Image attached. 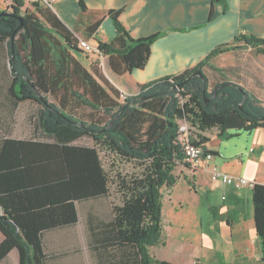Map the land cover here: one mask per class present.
Masks as SVG:
<instances>
[{"label":"trees","instance_id":"obj_1","mask_svg":"<svg viewBox=\"0 0 264 264\" xmlns=\"http://www.w3.org/2000/svg\"><path fill=\"white\" fill-rule=\"evenodd\" d=\"M214 2L227 9L226 0H212L209 17ZM79 7L81 13L87 10L83 0ZM120 11L108 10L106 16L125 41H98L96 47L119 76L143 69L150 46L170 31L196 28L136 39L120 24ZM3 12L9 13L0 16V59L10 78L7 99L13 109L28 103L35 112L28 118V138L0 137V261L16 250L18 264H45L46 231L82 226L89 264H172L149 249L164 245L161 189L175 185L178 165L189 166L179 123L196 130L191 143L205 153L208 138L200 133L264 128L260 100L229 79L232 68L211 64L226 52L264 54V39L237 35L194 68L148 82L126 97L97 64L88 69L78 60L86 54L79 38L54 14L21 15L17 7ZM100 24L86 31L91 35ZM116 163H131L135 172L122 173ZM251 197L264 264V185L256 183ZM232 199L226 198L236 204ZM86 207L89 213L83 212ZM218 264L227 263L219 257Z\"/></svg>","mask_w":264,"mask_h":264},{"label":"crops","instance_id":"obj_2","mask_svg":"<svg viewBox=\"0 0 264 264\" xmlns=\"http://www.w3.org/2000/svg\"><path fill=\"white\" fill-rule=\"evenodd\" d=\"M79 1L55 0L48 4L42 0H0V13L17 7L21 15L25 12L40 17L54 14L79 39L83 38L88 44L92 40L111 43L99 37V32L103 22L113 25L106 16V12L112 9H121L118 20L128 34L136 39L165 29L196 27L187 32L170 31L158 39L150 46V58L141 70L134 69L119 76L109 69L108 57H104L109 75H103L118 91L130 95H136L140 86L148 82L183 74L194 68L213 49L231 42L237 35L245 34L264 39V0H226V10L222 4L214 2V14L211 17L209 14L212 0H83L87 6L83 13L80 11ZM97 21H101V24L96 32L88 34L87 28ZM115 39L125 41L117 32ZM245 50L226 52L211 61V64L217 60H228L229 57L239 55ZM246 52L255 54L249 49ZM80 56L83 54L78 55V60L85 65ZM217 68L233 69L225 61ZM27 132L30 134L32 130L29 128ZM200 134L208 138L204 147L212 155L210 154L209 158L202 157L195 167L180 166L182 180L179 177L177 180L189 182L190 190L204 199V205L210 213L205 222V229L199 220L200 233L191 240L176 239L182 243L168 259L169 254H162V251L167 249L168 240L163 234L165 228L168 230L170 223L162 220L164 245L155 246L154 251H161L157 254L151 253L153 247L149 252L155 258L172 264H218L219 257L227 264H260V251L253 221L252 189H229L228 196L232 195V200L236 202L229 204L227 200H222L221 185L210 181L209 172L212 167H216L230 176L242 177L264 185V128L258 127L251 131L226 130L222 134L211 129ZM171 188L167 189L169 202ZM83 212L89 213L90 210L86 207ZM214 217L217 219L214 220ZM82 231V226L46 231L45 264H89ZM2 238L0 234V241ZM18 260L17 251L12 250L0 264H18Z\"/></svg>","mask_w":264,"mask_h":264},{"label":"rangeland","instance_id":"obj_3","mask_svg":"<svg viewBox=\"0 0 264 264\" xmlns=\"http://www.w3.org/2000/svg\"><path fill=\"white\" fill-rule=\"evenodd\" d=\"M110 24L109 22H105V24L103 22V26H101V31L99 32V37L104 39L107 43H112L116 37V32L112 27L113 25L110 26ZM96 42V40H92L91 42L89 41V44L96 48ZM80 60L89 69L91 64H97L103 74L109 75L103 54L99 52L91 54L90 56L83 54V56H80ZM223 61L229 63L230 66L233 67V70H231L230 73L228 72L229 79L241 83V85L245 86V88L264 105V55L253 54L245 50L241 51L239 55L231 58L229 57L228 60H217L214 61L213 64L218 67L222 65ZM9 84L8 66L4 65L0 59V137L11 135L13 137L28 138L29 132L27 131L30 128L29 125H31L28 118L32 112H35L34 105L31 106V104L22 103L19 107L13 109L6 95L7 86H9ZM125 93H123L124 96H130L129 93ZM49 100L51 101L52 99L49 98ZM185 127L189 128V125L185 124L183 121L179 123L180 132L184 131ZM190 129L192 135L197 133L195 129ZM80 141L85 144L88 143V140H85V138ZM101 158L108 168L109 162L107 158L104 155H101ZM178 166L179 167L174 171V175L182 180V175L180 174V171H182L180 166L182 165ZM116 169L126 174L135 172L131 163H116ZM178 180L170 191L171 202L168 200L169 196L167 189H161L163 197L161 202L162 220H167L170 223L168 230L165 228L163 234L168 240L167 249L162 251V254H169V256H167L168 259H170V254L182 243L177 240H191V238L196 237V235L200 233V228L198 226L199 220L202 223L201 226L205 229V222L210 214L200 194H195L194 191L190 190L188 185L189 182ZM112 199L115 203H118L120 200L119 197L115 195ZM173 234H175V236H172ZM152 249L151 253L153 254L161 252L160 249L154 251L155 247Z\"/></svg>","mask_w":264,"mask_h":264},{"label":"built area","instance_id":"obj_4","mask_svg":"<svg viewBox=\"0 0 264 264\" xmlns=\"http://www.w3.org/2000/svg\"><path fill=\"white\" fill-rule=\"evenodd\" d=\"M45 3L52 4L55 0H42ZM78 47L83 50L86 54L91 55L98 53L97 48L92 47L86 40L79 39ZM188 127H185L184 131H181V140L184 143V149L187 153L185 163L190 167H195L197 162L202 158H209L212 154L210 152L205 153L202 146H197L191 143V134L189 133ZM211 154V155H210ZM210 181L212 183H218L221 185L220 193L222 200H226L229 189H253L255 182L247 180L242 177H234L218 170L216 167H212L209 172Z\"/></svg>","mask_w":264,"mask_h":264},{"label":"water","instance_id":"obj_5","mask_svg":"<svg viewBox=\"0 0 264 264\" xmlns=\"http://www.w3.org/2000/svg\"><path fill=\"white\" fill-rule=\"evenodd\" d=\"M8 15H9V13H5V12H1L0 13V16H8ZM9 65H10V63H9ZM195 74L198 75V77H200L202 79V77H203L202 72H198L197 71V72H195ZM219 88H221V87H218L217 89H215L214 93L212 94L213 97L215 96V93H217V91L219 90ZM238 88H239L240 91L243 92V99H245L246 93L244 92L243 88L241 86H239ZM242 102H243V100H242Z\"/></svg>","mask_w":264,"mask_h":264}]
</instances>
